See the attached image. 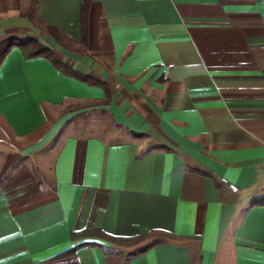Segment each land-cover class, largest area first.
Segmentation results:
<instances>
[{"label": "crops", "instance_id": "crops-1", "mask_svg": "<svg viewBox=\"0 0 264 264\" xmlns=\"http://www.w3.org/2000/svg\"><path fill=\"white\" fill-rule=\"evenodd\" d=\"M8 38L59 64H0V264H264V0H0Z\"/></svg>", "mask_w": 264, "mask_h": 264}, {"label": "trees", "instance_id": "trees-1", "mask_svg": "<svg viewBox=\"0 0 264 264\" xmlns=\"http://www.w3.org/2000/svg\"><path fill=\"white\" fill-rule=\"evenodd\" d=\"M88 11H89V4L88 2H85L82 5L83 36H84L85 41L87 39ZM47 28L49 32L53 34L55 37L58 36L59 30L56 27L48 26ZM14 45H18L19 47H21L25 56L27 57L45 56L57 62L54 59L55 54H54L52 47L50 45L43 43L39 39H36V38H25V39L8 38L0 42V64L3 62V59L5 55L7 54V52L9 51V49ZM73 73L75 74V72ZM76 73L81 79L85 81H89L94 84L101 83L98 80L88 75H83L78 72ZM71 236L73 239L85 238V237L102 238V239L109 241L112 244L123 246V247L138 246L133 252L130 253L131 255L143 253L147 251L149 248H151L152 246L162 243L163 239L161 238H165V237L174 238V235L167 233V232H163V231H153V232L140 234V235H136L132 237H117V236H112L108 233H105L101 229H85L80 232H72ZM91 244H94V243H91ZM110 251L116 252L118 250L112 247L110 248ZM70 253L71 251H67L61 254V256H66Z\"/></svg>", "mask_w": 264, "mask_h": 264}, {"label": "rangeland", "instance_id": "rangeland-1", "mask_svg": "<svg viewBox=\"0 0 264 264\" xmlns=\"http://www.w3.org/2000/svg\"><path fill=\"white\" fill-rule=\"evenodd\" d=\"M30 9H31L32 11L34 10V4H31V5H30ZM0 162H1V163H0V169H1V168L3 167V163H2L3 160H2V157H0ZM8 175H9V173H7V172L5 173V172H1V171H0V182L3 181V180H5V179L8 177Z\"/></svg>", "mask_w": 264, "mask_h": 264}]
</instances>
